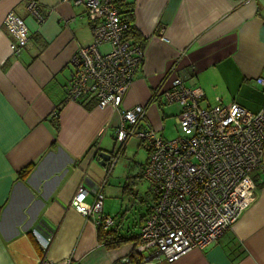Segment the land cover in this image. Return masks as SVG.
I'll list each match as a JSON object with an SVG mask.
<instances>
[{"label":"crops","instance_id":"0c3cea01","mask_svg":"<svg viewBox=\"0 0 264 264\" xmlns=\"http://www.w3.org/2000/svg\"><path fill=\"white\" fill-rule=\"evenodd\" d=\"M26 1L0 0V264H117L132 251L141 214L130 222L124 215L120 231L132 238L108 247L95 225L69 205L84 179L89 187L104 181L107 165L95 160L93 147L108 151L104 139L120 122L110 107L64 100L75 51L92 42L91 17L82 6L37 0L46 11L38 22ZM124 1L145 39L144 63L122 97L124 107L147 105V121L162 126L159 102H147L179 72L202 90L201 107L236 102L264 112V89L254 81L264 76V0ZM10 11L30 36L19 56L12 55L14 37L2 23ZM252 176L255 200L216 243L172 263L138 264H264V171ZM84 197L92 202L91 194ZM104 207L103 199V212L111 215ZM41 223L54 230L45 250L32 235Z\"/></svg>","mask_w":264,"mask_h":264},{"label":"built area","instance_id":"2783aa9c","mask_svg":"<svg viewBox=\"0 0 264 264\" xmlns=\"http://www.w3.org/2000/svg\"><path fill=\"white\" fill-rule=\"evenodd\" d=\"M62 1L84 7L92 22V42L75 51L71 62L75 69L69 75L64 100L110 107L120 119L112 134L115 156L104 171V181L89 187L84 179L69 205L96 228L106 231L115 225L114 217L103 212V183L123 146L134 137L148 148L141 170L150 200L131 252L141 262L172 263L191 249L216 243L256 198L252 175L264 171V112L249 111L236 102L201 107L202 90L189 86L186 76L176 71L170 87L155 88L151 97L179 104L181 111L174 120L193 130V135L166 140L160 133L162 126L153 127L147 121L146 105H122V97L144 63L145 46L131 37L117 2ZM25 7L38 22L46 16L37 0H27ZM2 23L14 37L12 55L19 56L30 45L24 20L10 11ZM254 81L264 89V76ZM97 150L94 146L93 153ZM88 194L93 197L91 203L84 201ZM33 235L45 250L54 230L41 223ZM67 264L77 262L67 260ZM117 264L134 263L127 255Z\"/></svg>","mask_w":264,"mask_h":264},{"label":"rangeland","instance_id":"374dc122","mask_svg":"<svg viewBox=\"0 0 264 264\" xmlns=\"http://www.w3.org/2000/svg\"><path fill=\"white\" fill-rule=\"evenodd\" d=\"M101 49L105 50V47ZM158 109L162 116V131L160 133L163 138L170 140L193 135V130L185 129L174 120L175 115L181 111L179 104H168L162 100ZM112 134L104 139V147L108 151L115 148ZM123 147V150L115 158L107 177L108 182L103 195L104 208L114 218H119L122 213H125L126 220L130 222L146 212V205L150 198L148 182L140 177V169L147 159L148 148L141 145L139 140L134 137L129 139ZM140 197H143L145 201L141 203Z\"/></svg>","mask_w":264,"mask_h":264},{"label":"trees","instance_id":"16d2710c","mask_svg":"<svg viewBox=\"0 0 264 264\" xmlns=\"http://www.w3.org/2000/svg\"><path fill=\"white\" fill-rule=\"evenodd\" d=\"M115 2H117V6H118V9H119V13L121 14V17L123 18V20L125 21V22H127V23H129L128 25H129V32H130V34H131V37H133L135 40H137L138 42H140L143 46H145V39H141V37H139L140 35H139V33L137 32V30H136V28H135V26L133 25V23H132V18H133V16H132V8H131V5H130V3L128 2V1H124V0H115ZM91 24H92V22H91ZM152 96V95H151ZM150 96V99H149V101L147 102V104H150L151 102H153V101H158L159 103H158V106H160L161 105V102H162V100H160L159 98L158 99H155V100H153L152 99V97ZM89 106V105H88ZM87 106V107H88ZM147 106V105H146ZM59 108V107H58ZM58 108H56V110L54 111V115L55 116H57L58 115ZM89 108V107H88ZM57 126V125H56ZM141 145H143L142 143H140ZM123 150V148L121 149V151ZM114 156H115V154H111V158H110V160L106 163V168L110 165V162H111V160H112V158H114ZM146 162V161H145ZM145 164V163H144ZM144 164L142 165V167H141V169H143V166H144ZM31 166H32V164H29V165H27V166H25V167H23L22 169H20L19 171H18V176L19 177H23L25 174H27L29 171H30V169H31ZM140 169V170H141ZM140 177H142V170H141V176ZM139 201L142 203L143 201H145L144 200V198L143 197H140L139 198ZM149 200H148V203H147V208H146V212H145V215L148 213V211H149ZM106 214V213H105ZM124 215H125V218H126V214H124V213H122L121 215H120V217L118 218H116V220H115V225L113 226V227H111V228H109L108 230H106V231H103L101 228H99V227H97L96 229H97V236H98V240H99V242H100V244H103V245H105V246H117L119 243H122V242H124V241H126V240H129V239H131L132 237H131V235H129V231H124V232H121L120 230H121V228H120V225H121V223L120 222H122V220H123V218H124ZM145 215H144V213L143 214H141V217H139V219H141V218H143V217H145ZM143 220H144V218H143ZM143 222V221H142ZM141 222V223H142ZM141 223L138 225V229H139V227H140V225H141ZM137 233H138V231L135 233V235H134V241H135V239H136V235H137ZM32 235H33V233H32ZM34 236V235H33ZM34 238H35V236H34ZM35 240L37 241V239L35 238ZM38 242V241H37ZM38 244L40 245V243L38 242ZM41 246V245H40ZM41 248H42V246H41ZM43 249V248H42ZM128 256H129V258H130V260L134 263V264H138V263H140L141 262V257L140 256H138V255H135L134 253H130V254H128Z\"/></svg>","mask_w":264,"mask_h":264},{"label":"water","instance_id":"95a60500","mask_svg":"<svg viewBox=\"0 0 264 264\" xmlns=\"http://www.w3.org/2000/svg\"><path fill=\"white\" fill-rule=\"evenodd\" d=\"M114 148L111 151H104V150H100V151H95L93 153V156L96 158L95 160H97V162L101 165V166H105L106 162H108L111 158V154L113 153Z\"/></svg>","mask_w":264,"mask_h":264}]
</instances>
